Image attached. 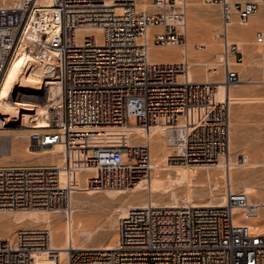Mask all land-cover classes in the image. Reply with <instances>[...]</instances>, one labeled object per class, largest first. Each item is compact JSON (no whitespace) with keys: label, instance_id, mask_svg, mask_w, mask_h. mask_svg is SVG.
Instances as JSON below:
<instances>
[{"label":"built area","instance_id":"2783aa9c","mask_svg":"<svg viewBox=\"0 0 264 264\" xmlns=\"http://www.w3.org/2000/svg\"><path fill=\"white\" fill-rule=\"evenodd\" d=\"M263 1L202 0L219 7L221 27L214 40L222 72L201 66L224 87L239 81L233 67L243 58L229 30L246 26ZM137 3L0 0V76L28 32L27 53L41 60L53 52L59 62L60 111H51L48 132L28 135L27 149L59 144L63 161L61 168L0 166V212L67 213L83 170L92 171L87 187L94 191L131 188L149 178L148 140L129 144L125 135L108 140L95 127L130 126L132 118L148 133L154 126L173 132L181 126L183 147L176 158L184 165L215 166L228 155V102L217 99V81L191 82L187 59L149 60L151 46L186 50L188 0H150L151 9L143 11ZM254 43H264L262 32H255ZM260 167L264 174V157ZM236 209L246 219L256 213L247 194L230 190L221 206L131 208L119 220L114 248L70 249L63 260L51 247L49 231H17L12 241L0 242V264H264V232L237 223Z\"/></svg>","mask_w":264,"mask_h":264},{"label":"bare ground","instance_id":"6f19581e","mask_svg":"<svg viewBox=\"0 0 264 264\" xmlns=\"http://www.w3.org/2000/svg\"><path fill=\"white\" fill-rule=\"evenodd\" d=\"M189 1L188 2L192 8V6H194L195 4V0ZM137 6L142 11L151 9L148 0H138ZM261 6L263 9L264 1L261 3ZM260 7L258 11L251 16V19L245 26V28H238L235 26L229 30L230 38L238 39L240 45L244 46L246 45L244 39L245 32L247 33V31H250L253 28H258L261 29L262 33L264 34V23L260 19V15L262 13L259 14ZM203 15V22L201 23V26L203 27L201 28H203L207 34L210 33L209 36H211V32L214 30L213 17L209 12L206 11ZM151 30L152 29H150L148 32H151ZM91 31L92 30H85L86 33H90ZM198 31L199 30L197 29H187L186 38L188 40V43L185 47L186 50H183V48L176 49V47L159 49L158 47L151 46L148 52L149 60L156 64H179L183 60L187 59V61L191 65L190 61L188 60L190 55L188 53L189 49L187 48V46H189V44L191 43L190 34L193 36ZM28 35L29 32L21 36V40L16 48L15 57L0 76V127H3L5 124H9L11 121H14L18 123L21 128H30V131L32 132L35 131L46 133L50 130L49 116L51 111L53 109L60 111L62 103L61 86L57 74V71L59 70V62L54 59L53 52H48L45 57L41 58V60H37L33 57L32 54L30 55L29 53H27L25 51V47L28 43ZM199 42H202L199 47L201 49H204V51L208 53V56H211L213 53H215V45H213V42H204L201 40ZM207 65H209L210 68H216L217 71L215 73H221L218 62H213L210 64L207 63ZM237 65H240V63H237ZM210 74L207 73V77H205V79L202 81H217L216 78L210 77L212 76V73ZM24 77H26V79L22 80V78ZM189 80L191 82L195 81V79L192 78V74L190 73V71ZM19 86L20 92L22 94L38 93L41 89L46 88V103H37L33 100H25L19 98L16 102H11L10 99L15 95V92L19 88ZM232 86L234 85H231L228 88L224 87L221 84L220 80H218L217 99L220 100L221 97H223L225 100H228L231 95ZM94 129L95 131L93 132H98L100 137H103L108 140L114 139L115 137L119 138L120 135H125L126 139H128L129 135L131 134H139V138H142L144 135L145 138L143 142H146L148 140L150 144L151 174L149 176V179L137 182L135 186L131 187V189L126 188L120 190H104V192H112V194L116 192L121 193V207H119L118 209L119 220L127 216L129 209L145 207L150 204L154 207H180L181 205L179 206L178 203H180L179 201H182L183 206H221L225 203L226 191L230 190L234 192V184L238 183L243 185V191L245 194H247V196L250 194L255 195L256 199L250 200L248 198V202L250 205L255 206L256 213L250 217H247L246 219L245 213L242 210L236 209L234 210L235 221L237 223H243L246 225L254 226L260 231L264 232V193L262 195L261 193H257L256 188L258 184H256L257 181L255 183L256 175H254L257 169H261V161L251 159L247 153L240 155L242 156V160L240 162L238 160L235 161L233 154L235 152L236 147L235 142H233V138L231 136L229 137L228 135L227 156H222L215 166L197 167L193 165H184L180 161H177L180 164H170L169 162L171 152L177 153L174 157L180 156L182 153L184 130L181 128V126H177L176 132H173L167 127L154 126L150 128L149 133L145 132L139 126H102L95 127ZM161 137H163V139H161ZM0 145H4V143H0ZM58 148H60V145L55 144L50 148H41L35 151H28L33 153H39L42 155H55L57 153L56 150ZM167 148L171 149L166 150ZM158 149L161 150L163 154L161 158L157 156ZM54 167L61 168L62 165H55ZM212 167L222 171L221 174L223 175L222 180L225 185V191L224 194L219 195L211 190L208 193V195H210L206 200L204 196L206 194H201L202 192L200 193V191H202L201 188L203 187L201 183L207 182V184H212L213 182H215L216 178L215 176L212 177L209 175H206L203 178H195V175L197 174L195 170L196 168L205 169ZM156 172H165L166 178L159 179L155 175H152V173ZM262 175H264L263 172ZM197 185H199V187L201 186L199 191L200 194L198 192H195L196 190L194 191V189L197 188ZM178 187H182L184 189V194L182 196H179L178 192L176 191V188ZM262 188H264V180ZM144 191H146L145 200H143V198L141 197V194ZM127 192L131 193L130 195L134 197L133 199H138L139 201H137L136 203L124 204V202L128 199V196L130 197V195H127L126 197L123 196ZM158 193H161L160 195L167 194L168 199H166L168 201H163L165 195H162V198ZM79 207V203L76 202L74 198H71L69 211L64 214L66 219V226L61 225V218H58V215H62L60 213H56L57 215L55 216H34L35 224L44 225V229H47L46 231H50L49 233L51 235V247L59 252L61 260L66 258V256L68 255V250L70 249H112L117 244V241L104 245L89 244V242L93 240L94 231L95 229H97V227L95 228V226L88 223L87 220H84L77 215ZM32 217L30 218L31 220ZM23 230L41 229L27 228L20 229L17 231Z\"/></svg>","mask_w":264,"mask_h":264},{"label":"rangeland","instance_id":"374dc122","mask_svg":"<svg viewBox=\"0 0 264 264\" xmlns=\"http://www.w3.org/2000/svg\"><path fill=\"white\" fill-rule=\"evenodd\" d=\"M150 1V0H148ZM189 1V0H188ZM190 2V1H189ZM186 9V20H187V29H197L199 30L195 35L190 34V44L187 46L189 49V61L190 65V73L192 74V78L195 81H202L207 77L204 72V68L201 64L204 63H213L218 61V56L220 53V44H218L214 40V36L216 32L219 30L221 26L220 19V11L218 6H206L202 3V0H195L194 6L189 4ZM196 7V8H195ZM192 9V11H191ZM194 10V12H193ZM209 12L213 17V25L214 30L211 32V36L204 31L201 23L203 22V14ZM262 13V14H261ZM264 8L260 7V19L264 23ZM251 19V17H250ZM249 19V21H250ZM201 28V29H200ZM238 28H245L238 27ZM187 31V30H186ZM260 31L261 29L253 28L250 31L245 32V43L246 45H240L238 39L231 38L238 45L239 50L243 54L242 62L240 65H235L233 67L239 73V81L231 89V95L228 100V113H229V137L233 138V142H235V152L233 157L235 161H241V154L247 153L251 159L261 161L264 157V43L261 45H256L254 43V34L255 32ZM192 36V40H191ZM194 38V40H193ZM212 38V39H210ZM213 42L215 45V53L211 56H208V53L204 50H199L198 47L202 42ZM188 43V40L186 38ZM159 48V47H158ZM175 48V47H174ZM182 49V47H176V49ZM206 48V47H205ZM164 49V48H159ZM215 54V55H214ZM217 58V59H216ZM200 71V72H197ZM220 72L222 69L220 68ZM214 78V77H213ZM26 77L22 78L25 80ZM46 88L41 89L38 93L31 94H22L20 92V86L16 90L15 95L11 97V102H16L19 99H29L33 100L37 103H46ZM224 98L221 97L220 100ZM1 117V116H0ZM130 126H135L137 121L135 118L129 120ZM29 129V130H28ZM30 128H21V126L11 121L9 124H5L3 127H0V143H4V145H0V166H55L62 165V146L58 148L55 155H42L39 153L29 152L27 149V137L32 131ZM43 133V132H38ZM137 137V138H136ZM145 136L139 138V134H131L127 139L129 144L134 142H143ZM117 137L111 140H115ZM163 139V137H161ZM171 149L167 148L166 150ZM177 153L171 152V157L169 158V162L178 163L177 158L174 157ZM157 156L161 158L163 156L161 150H157ZM176 159V160H175ZM128 158L124 156V161H127ZM175 160V161H174ZM239 171V169H238ZM91 170H83L77 172V182H78V190L74 192L71 198L75 199L76 202L79 203V211L77 215L87 220L88 223L97 227L94 231V237L89 244L93 245H104L108 243H113L118 240V209L121 207L120 202V192H116L112 194V192H104L102 191H94L91 188L87 187L88 178L91 175ZM195 178H203L206 175L212 176L216 178L215 182L208 183L203 182L201 186L197 185L196 187L199 189H194L195 192L200 191L201 194L204 195L206 200L208 199V193L212 190L216 194H224L225 185L223 183V175L221 174V170H217L216 168H196ZM159 179H165V172H156L152 173ZM255 183L257 185V193H264V188H262L263 184V176L261 169H257L254 173ZM257 177V178H256ZM149 179V178H147ZM234 192H244L243 185L235 183L234 184ZM260 185V186H259ZM215 186V187H214ZM217 186V187H216ZM216 188V189H213ZM131 189V188H130ZM184 189L182 187L176 188L179 196L184 194ZM262 191V192H261ZM199 193V194H200ZM130 192H127L123 196L126 197L130 195ZM159 195L161 193H158ZM164 196L163 201H168L167 194H162ZM162 195H160L162 197ZM122 196V197H123ZM250 200H255V195H248ZM143 200L146 198V191L141 194ZM134 197L130 195L128 199L124 202L126 203H136L139 201L138 199H133ZM163 198V197H162ZM167 198V199H166ZM166 199V200H165ZM178 205L183 206L182 201H179ZM57 215L54 212L48 211H9V212H0V241H10L12 240L14 233L20 229H44V225L35 224L34 216H55ZM33 216V217H32ZM58 218H61V225L66 226L65 215H58ZM32 217V220L30 219ZM34 218V219H33ZM33 224V225H32ZM35 224V225H34ZM49 231V230H48ZM50 232V231H49Z\"/></svg>","mask_w":264,"mask_h":264}]
</instances>
